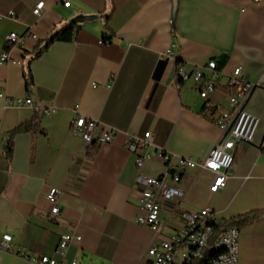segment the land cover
Instances as JSON below:
<instances>
[{"label":"crops","instance_id":"0c3cea01","mask_svg":"<svg viewBox=\"0 0 264 264\" xmlns=\"http://www.w3.org/2000/svg\"><path fill=\"white\" fill-rule=\"evenodd\" d=\"M39 1L0 0V54L10 56L0 61V238L12 235L0 264L53 255L63 232L82 236L63 264H146L157 235L136 221L139 176L173 183L159 147L176 162L204 158L221 140L217 121L230 108V73L241 66L256 81L264 69V0H44L37 18ZM68 23L73 36L42 49ZM12 31L26 35L22 43L7 45ZM211 59L219 76L204 99L192 72L209 75ZM26 97L32 105H19ZM244 108L260 122L253 142L237 143L226 186L211 192L215 174L200 167L184 168L176 186L183 209L210 207L222 226L239 228L238 264H264V87L251 91ZM77 115L116 128L114 142H85L72 129ZM34 117L30 130L14 135L9 154L10 131ZM147 131L152 156L138 167L126 140ZM53 187L63 191L58 216L47 197ZM161 220L182 222L167 209Z\"/></svg>","mask_w":264,"mask_h":264},{"label":"built area","instance_id":"2783aa9c","mask_svg":"<svg viewBox=\"0 0 264 264\" xmlns=\"http://www.w3.org/2000/svg\"><path fill=\"white\" fill-rule=\"evenodd\" d=\"M64 4L69 6L70 1L65 0ZM44 7V0H40L33 8V13L37 18L42 15ZM25 36L12 31L7 36V45L20 44ZM27 36L33 39L38 38L35 33L27 34ZM9 59L8 51L5 50L0 54L1 62L9 61ZM204 67L210 71L209 75H205L199 68L194 69L192 75L195 83L201 86L200 96L207 99L217 87L219 70L215 59L209 60ZM177 74L181 79L189 77V73L181 65ZM227 85L231 90L228 97L230 108L221 110L217 121L223 136L208 155L200 159L179 157L174 162L173 155L165 148L159 147L157 155L166 164L167 174L171 176L173 183H170L165 175L139 176L143 187L141 213L137 215L136 221L148 226L157 235L148 248L146 264H191L201 257L207 248H219V256L208 257L203 264H238L239 228L235 225L220 226L218 212L210 207L197 211L183 209L180 203L184 193L176 186L184 168L200 167L215 174L210 190L218 192L226 186L231 176L237 143L253 142L260 118L246 110L244 103L255 87H264V69L256 81H249L244 77L242 67L237 66L230 73ZM22 103L32 105L33 101L31 97H26L18 100L19 105ZM72 129L79 133L88 144L102 145L112 144L118 132L116 128L102 123L99 119L84 115H77L73 119ZM151 144L150 131L143 134H128L126 146L135 155L138 167H141L144 161L152 156L149 150ZM262 146L264 148V143ZM62 196L63 191L57 187L51 188L47 195L53 216H58L61 212ZM164 209H167L171 215L178 213L182 222L174 226L170 222L164 224L161 220V213ZM81 239L80 234L63 232L53 255L35 257L23 254L22 257L34 264H63L69 246L80 242ZM11 240V234H3L0 238V250L9 251ZM70 264H77V261H72Z\"/></svg>","mask_w":264,"mask_h":264},{"label":"trees","instance_id":"16d2710c","mask_svg":"<svg viewBox=\"0 0 264 264\" xmlns=\"http://www.w3.org/2000/svg\"><path fill=\"white\" fill-rule=\"evenodd\" d=\"M73 33H74V23H68V24L64 25L61 29L56 31L49 38L48 42L43 46L42 49L47 48L48 45L56 39H64V40L70 39L73 36ZM26 83H27L28 88L33 85V77H32L31 72H27V74H26ZM34 119H35V117L32 120H29V121H26V122L19 124L16 128H14L13 130L10 131V133H9L10 137L7 141V146H6V149H7L9 154L12 151V139H13L14 135L20 131L30 130L31 127L35 123ZM220 226H222V225H220ZM214 254H215V252L213 253V252L206 250L201 257L195 259L191 264H203L208 259V257H212Z\"/></svg>","mask_w":264,"mask_h":264},{"label":"bare ground","instance_id":"6f19581e","mask_svg":"<svg viewBox=\"0 0 264 264\" xmlns=\"http://www.w3.org/2000/svg\"><path fill=\"white\" fill-rule=\"evenodd\" d=\"M210 252H215V254L212 257H218L219 256V248H207Z\"/></svg>","mask_w":264,"mask_h":264},{"label":"water","instance_id":"95a60500","mask_svg":"<svg viewBox=\"0 0 264 264\" xmlns=\"http://www.w3.org/2000/svg\"><path fill=\"white\" fill-rule=\"evenodd\" d=\"M176 2H177V1H176V0H174V3H175V4H176ZM77 20H83V18H78Z\"/></svg>","mask_w":264,"mask_h":264}]
</instances>
